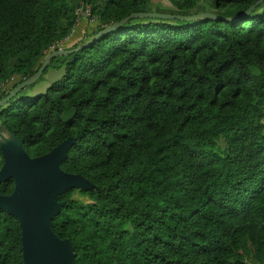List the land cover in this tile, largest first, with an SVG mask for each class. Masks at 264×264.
<instances>
[{
    "label": "trees",
    "instance_id": "trees-1",
    "mask_svg": "<svg viewBox=\"0 0 264 264\" xmlns=\"http://www.w3.org/2000/svg\"><path fill=\"white\" fill-rule=\"evenodd\" d=\"M170 1L0 0V85L39 70L81 3L96 21L70 48L133 12L229 17L257 0ZM66 58L60 82L0 118L33 157L77 138L61 167L95 187L58 196L52 222L76 264H264V1L234 21L134 18ZM21 236L0 209V264H24Z\"/></svg>",
    "mask_w": 264,
    "mask_h": 264
},
{
    "label": "water",
    "instance_id": "water-1",
    "mask_svg": "<svg viewBox=\"0 0 264 264\" xmlns=\"http://www.w3.org/2000/svg\"><path fill=\"white\" fill-rule=\"evenodd\" d=\"M263 1L257 0L243 13L229 17H221L208 11L193 15H179L168 12H133L106 26L91 39H85L78 47L70 48L69 43L77 35L75 29L65 43V48L46 54L39 70L0 100V108L12 99L18 100L20 98L19 93L36 83L54 58L70 56L134 18H163L186 21L222 18L234 21L250 14ZM152 3H159L165 8L173 7L170 0H152ZM66 71V66L47 71L45 82L41 86L35 87L31 94L36 96L46 94L54 84L63 79ZM76 115L77 109L72 107L64 111L61 118L65 123H68ZM76 142V137L69 136L49 152L33 157L25 150L22 138L7 129H4V132L0 131V149L4 157V163L0 168V181L5 182L9 179L15 181V187L11 194L0 195V209L5 210L20 221L24 264H76V253L71 240L58 236L52 227L53 219L61 213L66 204L65 200L59 201L58 196L64 194L70 188L90 190L95 187L93 182L84 175L67 172L61 167L62 162L69 155V150Z\"/></svg>",
    "mask_w": 264,
    "mask_h": 264
},
{
    "label": "built area",
    "instance_id": "built-area-1",
    "mask_svg": "<svg viewBox=\"0 0 264 264\" xmlns=\"http://www.w3.org/2000/svg\"><path fill=\"white\" fill-rule=\"evenodd\" d=\"M75 15L77 16V24L81 23L85 19L89 23H94L96 21V16L92 12V6L89 3H81V5L75 8ZM69 36L54 42L48 49L45 50V54H48L55 50H62L65 48V43L68 41Z\"/></svg>",
    "mask_w": 264,
    "mask_h": 264
},
{
    "label": "flooded vegetation",
    "instance_id": "flooded-vegetation-1",
    "mask_svg": "<svg viewBox=\"0 0 264 264\" xmlns=\"http://www.w3.org/2000/svg\"><path fill=\"white\" fill-rule=\"evenodd\" d=\"M60 64V63H59ZM58 64V62H50L49 64H48V66H47V68H46V70L44 71V74L42 75V76H44L45 77V73L47 72V71H49V70H54V69H59L61 66H59V67H55L54 65H59ZM44 77H41L40 79L41 80H43V81H41L42 83H40L39 82V80L36 82V83H34L33 85H31V86H29L30 87V89H29V91H28V95L29 94H31L32 93V91L34 90V88L35 87H37V86H41L44 82H45V78ZM17 79H18V76H15L14 78H13V80H11V81H9V83H7V84H2V85H0V92H1V96H0V100L1 99H3L4 97H6L13 89H8V87H10V85H12L14 82H16L17 81ZM28 87V88H29ZM27 88V89H28ZM7 90H8V94L6 93L7 92ZM23 92H27L26 90H23ZM20 94V96H21V94H23L22 92L21 93H19ZM27 94V93H26ZM14 101V99H12L9 103H7L6 105H4L3 107H1L0 108V111L2 110V109H4V108H6L9 104H11L12 102ZM4 120L2 119V118H0V131L1 132H4V129H7L6 128V126L4 125V122H3ZM8 130V129H7ZM21 138V137H20ZM25 148V147H24Z\"/></svg>",
    "mask_w": 264,
    "mask_h": 264
},
{
    "label": "rangeland",
    "instance_id": "rangeland-1",
    "mask_svg": "<svg viewBox=\"0 0 264 264\" xmlns=\"http://www.w3.org/2000/svg\"><path fill=\"white\" fill-rule=\"evenodd\" d=\"M158 4H159V3H158ZM205 5H206V4H205ZM207 7H208V6H207ZM207 7H206V6H201L202 9H207ZM156 8H157L156 10H159V9H169L170 7H166V8H165V7H156ZM82 23H84V24L82 25ZM79 25H82V26L80 27L79 31H77L78 28H79ZM87 25H89V26L92 25V23H89L87 19H85L83 22L77 24L76 27H75L77 33L83 31ZM73 32H74V31H73ZM73 32H72V33H73ZM83 35L86 36L85 34H83ZM84 36H83V37H84ZM74 39H75V38H74ZM84 39H85V38H84ZM82 41H83V40H82ZM79 42H80V41H79ZM69 58H70V56H67L66 59H69ZM41 81H43V80H41ZM41 81H39V82L42 83ZM29 89H30V88H29ZM29 89H26V91L28 92ZM22 93L25 94L23 91H22ZM23 94H21V95H23ZM18 96L20 97V95H18ZM26 96H27V95H26ZM31 98H32V95H31V94H29V95L26 97V99H31ZM14 101H15V100H14ZM8 106H9V105H8Z\"/></svg>",
    "mask_w": 264,
    "mask_h": 264
},
{
    "label": "crops",
    "instance_id": "crops-1",
    "mask_svg": "<svg viewBox=\"0 0 264 264\" xmlns=\"http://www.w3.org/2000/svg\"><path fill=\"white\" fill-rule=\"evenodd\" d=\"M83 22V21H82ZM81 25H79V28H80ZM80 35L79 39L82 38L84 35L81 33V32H78L77 35ZM77 39V36L75 37V40Z\"/></svg>",
    "mask_w": 264,
    "mask_h": 264
}]
</instances>
